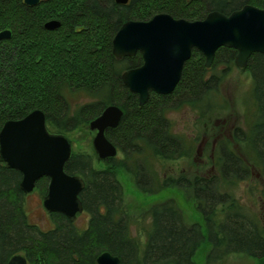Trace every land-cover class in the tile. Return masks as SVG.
Returning a JSON list of instances; mask_svg holds the SVG:
<instances>
[{
	"label": "trees",
	"instance_id": "trees-1",
	"mask_svg": "<svg viewBox=\"0 0 264 264\" xmlns=\"http://www.w3.org/2000/svg\"><path fill=\"white\" fill-rule=\"evenodd\" d=\"M246 4L264 9V0H130L126 5L114 0H40L33 7L23 0H0V31H11L10 39L0 41V130L5 122L40 110L53 135L70 134L82 126L88 131L89 122L109 105L123 111L119 125L105 132L120 153L104 160L108 168H97L101 161L89 151L72 150L64 165L67 174L84 183L79 193L88 215L84 229L59 213L49 214V230L29 222L19 188L22 175L0 163V264L17 254L27 264H96L103 252L117 257L119 264H217L230 254L264 259V229L230 193L220 191L250 179L253 168L264 178V54H252L244 69L252 81L253 122L248 130L233 124L232 141L217 143L209 156L215 173L209 176L200 167L191 178L169 175L160 184L142 158L175 161L192 155L184 139L172 133L166 113L186 106L203 118L213 110L218 116L224 107L213 98L236 52L219 48L206 69L203 55L193 49L174 91L150 92L141 107L120 78L123 71L142 64L141 55L120 60L112 55V39L126 21H148L161 13L198 21L212 11L227 15ZM50 20L59 21L60 27L45 30ZM219 65L225 69L214 73ZM65 91L93 100L73 109ZM233 145L240 147L241 155ZM116 169L131 176L135 190L149 196L177 189L193 203L197 219L186 226L177 201H155L147 210L145 240L133 237L131 225L138 221L125 209ZM48 184L47 177L36 182L41 198ZM204 243L209 251L198 263L195 256Z\"/></svg>",
	"mask_w": 264,
	"mask_h": 264
},
{
	"label": "water",
	"instance_id": "water-1",
	"mask_svg": "<svg viewBox=\"0 0 264 264\" xmlns=\"http://www.w3.org/2000/svg\"><path fill=\"white\" fill-rule=\"evenodd\" d=\"M39 1L23 0V3L33 7ZM114 1L126 5L130 0ZM43 27L54 31L60 22L50 20ZM10 38V30L0 31V41ZM219 48L234 50V65L240 69L247 67L252 54H264V9L246 4L227 15L212 11L199 21L175 19L161 13L148 21L124 22L112 39L115 59L132 58L137 53L142 57L140 66L127 69L120 76L122 84L137 95L139 107L148 101L150 92L168 95L174 91L193 49L203 55L204 66L209 69ZM122 116L121 108L109 105L89 122L91 148L98 161L116 158L118 149L107 140L105 132L115 129ZM71 149L65 136L48 133L40 110L23 119L5 122L0 130V163L21 173L22 193H33L36 182L47 177L48 191L41 201L44 211L62 214L74 222L83 212L79 193L84 183L79 176L64 171ZM7 264H27V261L17 254ZM96 264H119V259L103 252L96 258Z\"/></svg>",
	"mask_w": 264,
	"mask_h": 264
},
{
	"label": "rangeland",
	"instance_id": "rangeland-1",
	"mask_svg": "<svg viewBox=\"0 0 264 264\" xmlns=\"http://www.w3.org/2000/svg\"><path fill=\"white\" fill-rule=\"evenodd\" d=\"M224 69L225 65H219L215 68L214 73L218 74ZM228 69L219 86V93L213 98V101L220 103L224 107L218 116L216 115L217 110H213L209 114V118H203L198 110L186 106L176 110H169L166 113L171 124L172 133L184 139L186 144L191 147L192 155L190 158L175 161H166L149 155L142 158L146 168L155 176L159 184L163 177L169 175L179 177L180 174L184 173L191 178L198 172L197 169L200 167L202 173H207L209 176L213 175L215 170L211 167L209 156L216 148L217 143L224 139L232 141L231 131L233 124L248 130L253 122L252 115L255 106L252 98L251 76L248 71L237 68L235 65ZM211 74L212 72L210 71L208 75ZM65 96L73 109L82 103L93 100L83 93L65 91ZM47 131L53 135L50 130L47 129ZM63 136L70 141L71 152L72 150L73 152H93L91 137L88 135L87 127L82 126L70 134H63ZM233 147L234 152L241 155L240 147L234 145ZM119 156L120 153L118 152L116 157L118 158ZM96 167L106 169L109 165L101 161L96 163ZM251 172L250 179L239 182L228 189L222 188L220 191L230 193L257 221L259 226L264 229V178L257 168L251 169ZM115 173L123 186L125 209L131 217H134L135 221H138L131 225L133 237L145 240L146 232L150 226L147 210L155 201L162 202L171 197L175 202L177 201L182 213L183 223L186 226H191L197 219V212L193 203L177 189L166 190L159 195L149 196L135 190V185L134 182L132 183L130 175L120 169H116ZM41 201V195L37 190L31 194L24 195V209L29 222L38 225L42 230H49L53 227V224L49 214L44 211ZM87 221L88 215L81 212L73 223L79 229H84ZM208 251V244H202L196 253L195 261L198 263L204 262ZM217 264H264V259L253 260L245 255L230 254Z\"/></svg>",
	"mask_w": 264,
	"mask_h": 264
}]
</instances>
